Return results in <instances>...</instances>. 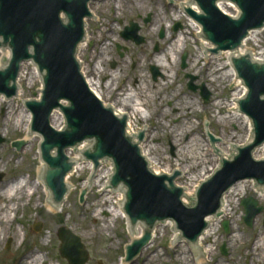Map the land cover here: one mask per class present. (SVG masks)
Instances as JSON below:
<instances>
[{
    "label": "rangeland",
    "instance_id": "374dc122",
    "mask_svg": "<svg viewBox=\"0 0 264 264\" xmlns=\"http://www.w3.org/2000/svg\"><path fill=\"white\" fill-rule=\"evenodd\" d=\"M123 1L125 2L121 0L91 2L96 19H87L89 40L81 52L82 64L88 69V75L94 74L105 87L103 97L106 104L114 102L117 106L142 104L145 115L133 119L137 136L143 134V139L137 141L145 148L149 146L153 148L151 158L161 159L158 167L163 173L158 174L172 176L178 172L175 185L186 190L193 189L194 192L205 176L213 173V169L220 165V159L223 157L216 152V146L219 150L227 149L228 156L224 158L232 159L238 147L248 145H244L250 135L246 132L244 123L233 116V112L227 107L235 92V87L224 79V73L228 69L223 65L228 60L227 52H223L218 60L199 57L198 48H202L201 40L191 28L185 9L182 10V0ZM119 8L121 15L118 18L113 17L114 11ZM228 11L235 13L232 7H229ZM174 13L181 15V18H173ZM159 15L164 19L161 25L158 24ZM148 18L149 21L146 22ZM132 22L139 26L138 34L146 38L145 43L137 45L133 40L128 41L122 37L121 33L125 32V28L131 26ZM111 25H114L115 29ZM179 32L186 36L185 48L179 53L176 61H172L171 64L166 62L169 64L162 70L154 64L153 55L166 51ZM257 37V41L249 40L246 48L261 56V52L264 51V32ZM118 45L122 47L120 50ZM185 52L187 67L183 69L181 58ZM216 65H219L218 70L210 76L209 70ZM95 67L100 69L99 73ZM31 68L32 65L28 66L29 80L26 82L22 78L24 90L22 97L8 99L4 96L6 103H12L15 108L14 113L10 114L4 110L5 103L0 105V136L4 139L0 143V173L5 174L0 186L24 175H29L31 181H37L40 176L38 172V168L42 167L39 154L40 135L37 133L36 139L26 141L20 149L12 146L13 141L26 140L27 135L22 126L15 125L14 118L17 112L22 106L27 110L25 106L27 99H38L40 95L41 79L31 77ZM152 69L159 72L156 79L153 78ZM191 77L195 78L193 84L199 88L204 84L210 92L208 102L203 100L201 89L197 88L195 91L189 89ZM214 77L217 81H211ZM218 101L224 103L222 109L217 107ZM171 131L185 135L187 139L188 137L197 139L203 144L205 151L209 148L208 155L206 153L204 155L205 162L189 172L185 166L179 167L175 160L169 162L170 159L176 158L179 150ZM208 133L219 138L217 142L213 144ZM102 168L98 173L87 168L81 177H78V173L74 174L72 177L74 189L63 210L49 212L45 195L38 204L39 207H36L37 194L21 207L15 215L12 227V232L18 229L21 233L19 237L6 238L0 244V264H16L18 258L29 252L38 251L39 248L41 251H38V254L44 256L49 264H69L59 252L58 231L61 227L69 229L81 238L89 254L85 264H196L185 260V256L190 260V255L193 259V250L187 240L178 244L179 237L176 238L175 232L172 233V219L166 223L157 222L158 231L154 242L151 239L140 256L134 257V262H127L126 247L134 239L126 218L118 217L113 221V212L110 210L117 206L118 197L113 190L108 193L111 189L104 184L105 179L101 180L105 175V168ZM151 170L155 172V169ZM184 170L187 174L186 179L183 178ZM95 180L98 181L97 186L82 187L84 181L94 184ZM44 187L41 188L42 191ZM104 189L110 205L105 210L99 209L98 213L107 218L108 223L95 235H89L87 231L91 219L86 213V208ZM250 196L255 198L258 206L263 209L255 217L252 225L248 226L244 221L242 200ZM123 198V203H126V194ZM235 201L236 207L230 217L221 220L218 230L203 241V245H212L214 248L211 258L203 264H264V248L259 249V252L254 249V245H258L259 240L264 238V198H259L253 189L247 188L245 194L235 197ZM187 205L191 206L190 200ZM225 221L228 222L227 232L223 227ZM35 226H40V230L37 231ZM23 227L24 230H21ZM49 231L52 237H49ZM24 232L26 238L23 241ZM185 243L188 245L189 253L183 246ZM223 245L227 254L221 252ZM148 249L153 250L152 257L157 253L160 257L153 262L144 260Z\"/></svg>",
    "mask_w": 264,
    "mask_h": 264
},
{
    "label": "water",
    "instance_id": "95a60500",
    "mask_svg": "<svg viewBox=\"0 0 264 264\" xmlns=\"http://www.w3.org/2000/svg\"><path fill=\"white\" fill-rule=\"evenodd\" d=\"M90 1L0 0V48L11 49L9 65L0 69V93L11 97L16 94L18 86L16 97H20L22 68L18 80L17 77L24 61L33 60L43 74L44 89L41 91V99L27 101L26 105L33 114V133L38 132L42 136L39 146L41 159L45 163L42 175L48 187L45 189L52 208H60V203L66 202L73 186H68L65 177L74 165H79L71 160L66 151L75 147L69 150L79 152L81 142L89 139L84 152L87 159L82 154L83 162L90 159L97 166L100 159L108 157L113 160L114 174L110 185L126 191V203L120 205H124L123 209L133 229L131 235L136 236V228L140 226L148 228L140 239L126 247L127 262H134V257L140 256L151 240L150 230L155 224L166 223L170 219L172 233L177 230L181 233L178 244L187 240L194 256L205 259L206 253L201 247L202 236L200 239L199 237L209 225L206 217L219 216L220 213L225 216L222 198L229 188L239 180L255 179L260 191L264 192V187H261L264 186V160H255L252 156L253 150L264 144V61L253 62L250 55L232 58L238 76L248 88L246 97L237 101L240 112L252 119L254 142L238 147L232 159L223 158L221 168L201 182L195 197H189V206L181 200L184 188L174 184L179 173L168 176L154 175L151 172L148 158L142 156L143 151L134 141L135 138L126 133L128 116L118 117L120 115L114 114L115 109L113 111L112 107L103 106L90 91V86L88 87L81 74L76 53L79 43L83 40L82 43H85L87 26L84 19L91 16L88 10ZM195 1L202 13H189L202 25V36L215 45L212 50L214 53L236 50L250 30L264 27V0H231L241 10L237 19L222 13L216 6L218 0ZM191 2L192 4L185 6L186 14V8L199 10L194 0ZM89 9L93 16L91 19H96L92 3ZM62 13L65 20L61 17ZM148 21L149 18L146 22ZM139 30V26L132 22L122 35L127 40L132 39L141 44L145 38L138 34ZM206 49L207 47H203V51ZM239 51L235 54L238 55ZM186 59L187 54L182 57L183 68L186 67ZM4 66L0 64V67ZM156 71L153 70L154 73ZM193 79L195 78L192 77V81ZM203 95L207 101L209 92L206 91ZM3 96L0 95V98ZM62 100H67L69 104L63 105ZM56 109H60L65 117V127L62 130L51 125V115ZM210 137L212 142L217 141L213 135ZM142 139L141 133L138 140ZM3 141L0 136V143ZM24 144V141L13 142V146L18 149ZM102 161L112 163L108 159ZM71 173L72 171L69 174ZM2 178L3 174L0 175V180ZM111 187L109 188L113 190ZM232 189L233 187L227 194H231ZM113 191L117 193V189ZM242 204L246 211L245 221L251 226L262 207H258V201L252 197L243 200ZM39 227L35 226V229L39 231ZM224 227L228 230L227 222ZM58 235L61 240L60 253L69 264H85L89 254L81 238L65 227L59 229ZM203 236H208L207 230ZM221 251L227 254L224 245Z\"/></svg>",
    "mask_w": 264,
    "mask_h": 264
},
{
    "label": "bare ground",
    "instance_id": "6f19581e",
    "mask_svg": "<svg viewBox=\"0 0 264 264\" xmlns=\"http://www.w3.org/2000/svg\"><path fill=\"white\" fill-rule=\"evenodd\" d=\"M141 1V0H140ZM121 2H125L123 0H121ZM192 4L191 0H182V10L185 9V6ZM218 6L226 11H228L229 7H233L232 4L230 3H218ZM119 11V12H118ZM120 8L119 10H115L114 11V15L113 17L118 18L121 13H120ZM183 12V11H181ZM167 13V12H166ZM159 19H158V24H162V22L164 21V19L161 17V15H159ZM166 17L167 14H166ZM173 18L175 19H180L181 15L179 14H173L172 15ZM189 22H190V26L191 28L195 31V33L197 34L198 38L201 40V45L202 48H198V54L199 57H206V58H211L212 60H218L223 53H219L217 55H212L210 54L208 51H203V47H207V48H211L212 44L208 41H206L202 36V27L201 25L195 20L193 19L191 16L187 17ZM88 20H85V24H86V39H85V43H82L79 45L78 47V55H79V59H80V63H81V68H82V72L83 75L85 76L88 85L90 86V88L92 89V91L103 101L104 100V93H105V87L101 84L100 80L95 77L94 74H91L90 76L88 75V69L82 65V61H81V52L86 48L87 46V42L89 40V35H88ZM113 29H115L114 25H111ZM264 30H259V31H254L252 32L249 37L246 39V41L244 42V47L240 49L238 56L243 55V54H249V51L246 48V43L249 40H253L255 39V41L258 40V35L263 33ZM187 39L186 36L184 35L183 32H179L178 36L175 37L172 41V43L170 44V46L167 48L166 51L159 53L158 55H153L154 60V64L156 66H158L159 68H161L163 70V68H165L166 66H168V64L172 61H176L179 53L181 51L184 50L185 45H186ZM101 49H99L100 51ZM234 53L231 52H227L228 55V60L226 62H224V66L227 67V71L224 73V79L229 81L234 87H235V92L233 94V98L232 100L229 102V104H227V107L230 108V110L233 112V116L238 117L239 119L242 120V122L245 125V130L246 132H248V134H250L247 138V140L245 141V144H249L252 142L253 140V132H252V121L250 118H248L247 116L240 114L238 112V101L240 100L246 93V86L244 85L243 81L237 77L236 72L231 64V56ZM260 54V53H259ZM10 58V53L9 51H0V64H6L8 62ZM259 62L264 61V51L261 52V56L257 57L256 59ZM169 62V63H166ZM32 65L31 71H30V75L31 77L35 78V79H41L39 72H38V68L29 62H25L22 65V74H21V86H20V97H22V92L23 90V86H22V78H24V80L27 82L28 78V66ZM218 66L216 65L212 68V70H209V72H211L210 76L213 75L217 70H218ZM95 70L99 73L100 69H98V67H95ZM163 72V71H162ZM217 81V78H211V81ZM6 98L3 96L0 98V105L2 104H6L5 105V109L6 111L10 112V114L14 113L15 108L13 107L12 103H6ZM106 102V101H105ZM107 103V102H106ZM223 104L222 102L218 101L217 102V107L219 109L223 108ZM110 106H112L115 109V112L117 115L123 116L126 115L128 116V121H127V129L129 131V133L135 138L136 140V129L135 127V122H133V119H135L137 116H144L145 115V111L142 109V104L140 103H135V105H123V106H117L116 103L114 102L113 104H110ZM130 109V111H129ZM32 119V114H29V111H27L23 106L20 107L19 112H17V115L14 118V122L16 126H22L23 130L27 133L26 135V140L25 141H31L37 138L36 133H33L30 130V122ZM64 119H63V115L62 112L60 110L55 111L52 114V124L54 127L56 128H61L63 126ZM5 126L7 127V122L5 123ZM250 132V133H249ZM172 136L177 144V146L179 147L178 150V155L176 156V158H172L170 159L169 162H172L175 160V162L177 163V165L181 168H183L182 166H185V168H188V171H191L195 166H199L201 163H204V155L206 153V155H208L209 153V148L206 149V151L204 150V146L201 142H199L197 139L192 138V137H185V135L183 136L182 134H176L174 131H171ZM87 141H83L81 143L79 152L76 151L75 149L73 150H68L67 154L70 156L72 161L78 162L79 165H74L72 173L68 174L66 176V180H67V184L68 186H73L74 184L72 183V177L74 176V174L78 173L79 176L81 177V174L84 172V170H86L87 168L93 172L98 173V171L102 170L104 167L105 168V172L103 175V179H105L104 184L106 183V186L108 187V178L110 177L112 171H113V163H105L103 161H100V168H96L93 164L92 161H85L83 162L82 159V154L85 151V149L87 148ZM141 150L143 151V155L145 158H148L151 169H155L156 173H163V171L160 170V168L158 167V165L161 162V159L158 158L157 159H153L150 157V154L154 152L153 148L151 146H149L148 148H145L143 144L140 145ZM215 147V146H214ZM217 148V146H216ZM219 155H221L222 157H227L228 156V150L227 149H221L219 150ZM253 155L256 159H264V144H262L260 147H258L257 149L254 150ZM105 165V166H104ZM214 170V169H213ZM182 171V170H181ZM38 172L40 173V176L38 177L37 181H31V178L29 175H24L19 177L16 180H12L10 182H7L5 184H3L2 186H0V244L6 239V238H17L20 235V230L16 229L12 232V227H13V221L16 219L15 215L16 213L19 211V209L23 206H25L31 199L32 197L37 194V199L35 202V206L39 207V203L41 202V199L43 197V195L46 196V207L48 209L49 212H55V211H59L60 209H64V207L66 206V202L69 200V196L71 194V192L73 191L74 188H72L66 202H62L60 203V208H52L46 189L44 186H42V179H41V175H42V167L38 168ZM185 174L183 176V178H187V174L185 172V170L183 171ZM207 177V176H205ZM102 182V181H100ZM99 182V183H100ZM89 182L84 181L82 183V187H90V185H92V187L97 186L98 181L95 180L94 184L93 182L91 184H88ZM44 187V190L42 191L41 188ZM247 188H251L253 189L259 198L263 199L264 198V192L260 191L259 186L257 185L256 181L251 180V179H246V180H240L238 182H236L233 186V189L231 191V194H226L224 196L223 199V207H224V215L225 216H219L217 218L214 217H207L210 226L207 229V235L208 236H202V240H201V247L204 250V252L206 253V257L205 259L203 258H199V257H191L190 255V260L188 258V256H185V260L190 262L193 261L196 264H203L206 261L209 260V258H211L212 253L214 251V248L212 245H203V241L211 236L214 232H216L218 230V228L220 227V222L221 220H223L224 218H228L230 217V215L232 214V212L235 209V197L239 194H245L247 191ZM112 190H109L108 193H110ZM106 189L100 191L99 196L91 203L87 206L86 208V213L90 216V226L88 228L87 233L89 235H95L98 231L102 230V226L104 224L108 223V219L105 217H102L100 215V213H98V210H105L108 205H110V200L109 198H107L106 195ZM116 193V192H115ZM125 191L122 189L117 188V206H115L114 209L110 210V212L112 213L113 217V221H116L118 219V217H122V218H126V213L124 212L123 209V205H120V203L124 202V196ZM193 195V189H188L185 192V197H184V202L188 203V201L190 200L189 197L192 198ZM12 214H13V218H12ZM88 224V225H89ZM92 224H94V226H92ZM104 227V226H103ZM109 227V226H108ZM146 226H140L138 228H136V236H133V239H139L141 238V235L145 232ZM24 230V227L21 229ZM131 230V229H130ZM158 231V224L155 225V227L152 230V234H153V239L152 242H154L155 240V236L156 233ZM49 237L51 236V231H49ZM24 237H23V241L26 238V232L23 233ZM176 234V238L179 237V233L178 231L175 232ZM186 250L189 253V249H188V245L187 243H185L183 245ZM191 246V245H190ZM152 248V247H151ZM264 248V238L259 240L258 245L255 244L254 245V249L259 252V249ZM150 249V248H149ZM148 249V254L147 256L144 258V260H147L148 262H153L155 259H157L158 257H160V254L157 253L155 256L152 257L151 253L153 252V250H149ZM38 251H41V248H39ZM38 251H32L29 252L28 254L20 257L17 259L16 264H49L47 262V259L44 256L39 255ZM194 255V253H193Z\"/></svg>",
    "mask_w": 264,
    "mask_h": 264
},
{
    "label": "flooded vegetation",
    "instance_id": "af4514ba",
    "mask_svg": "<svg viewBox=\"0 0 264 264\" xmlns=\"http://www.w3.org/2000/svg\"><path fill=\"white\" fill-rule=\"evenodd\" d=\"M137 81V80H136Z\"/></svg>",
    "mask_w": 264,
    "mask_h": 264
}]
</instances>
